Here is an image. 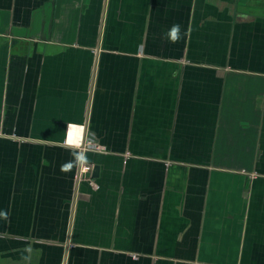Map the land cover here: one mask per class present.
<instances>
[{
  "label": "crops",
  "instance_id": "0c3cea01",
  "mask_svg": "<svg viewBox=\"0 0 264 264\" xmlns=\"http://www.w3.org/2000/svg\"><path fill=\"white\" fill-rule=\"evenodd\" d=\"M0 212V264H264V0H0Z\"/></svg>",
  "mask_w": 264,
  "mask_h": 264
},
{
  "label": "clouds",
  "instance_id": "9594fccd",
  "mask_svg": "<svg viewBox=\"0 0 264 264\" xmlns=\"http://www.w3.org/2000/svg\"><path fill=\"white\" fill-rule=\"evenodd\" d=\"M164 38L171 43L179 42V40L182 38L181 26L179 24H173L171 28L164 33ZM73 147H75V145H73ZM72 156V161L62 165V171L67 172L75 166L83 167L89 163L87 155L82 151H74ZM0 216L7 219L6 212H0Z\"/></svg>",
  "mask_w": 264,
  "mask_h": 264
},
{
  "label": "built area",
  "instance_id": "2783aa9c",
  "mask_svg": "<svg viewBox=\"0 0 264 264\" xmlns=\"http://www.w3.org/2000/svg\"><path fill=\"white\" fill-rule=\"evenodd\" d=\"M73 132V131H72ZM71 132V135L68 134L66 138V142L69 145H75L80 147L82 150H86L87 148L100 150L101 146L94 141L93 138H87L84 136V129L82 127L81 131L73 134ZM73 134V135H72ZM93 165L91 163H88L87 165L80 167V170L78 172V179L85 176L87 173H90L92 171ZM94 186H97L95 182H91Z\"/></svg>",
  "mask_w": 264,
  "mask_h": 264
},
{
  "label": "bare ground",
  "instance_id": "6f19581e",
  "mask_svg": "<svg viewBox=\"0 0 264 264\" xmlns=\"http://www.w3.org/2000/svg\"><path fill=\"white\" fill-rule=\"evenodd\" d=\"M72 126H73V127H70L69 133H71V132L73 131L72 133H73V134H76V133H78V132L81 131L80 128H79V129H76V128H75L76 126H74V125H72ZM73 134H72V135H73Z\"/></svg>",
  "mask_w": 264,
  "mask_h": 264
},
{
  "label": "water",
  "instance_id": "95a60500",
  "mask_svg": "<svg viewBox=\"0 0 264 264\" xmlns=\"http://www.w3.org/2000/svg\"><path fill=\"white\" fill-rule=\"evenodd\" d=\"M96 170H98V167L97 166L94 168V171H96Z\"/></svg>",
  "mask_w": 264,
  "mask_h": 264
}]
</instances>
